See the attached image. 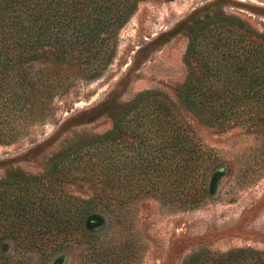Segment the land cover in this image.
<instances>
[{"label": "trees", "instance_id": "trees-1", "mask_svg": "<svg viewBox=\"0 0 264 264\" xmlns=\"http://www.w3.org/2000/svg\"><path fill=\"white\" fill-rule=\"evenodd\" d=\"M135 7L136 0H0V95L20 97L33 87L43 109L68 91L63 80L100 76ZM182 60L187 73L177 103L142 91L110 129L62 152L43 173L0 180V248L11 238L18 247L50 251L95 226L88 201L62 191L78 178L100 182L110 198L143 191L183 207L212 194L210 155L182 111L219 126L264 130V30L233 13L206 15L192 25ZM31 63L40 68L30 71Z\"/></svg>", "mask_w": 264, "mask_h": 264}, {"label": "rangeland", "instance_id": "rangeland-1", "mask_svg": "<svg viewBox=\"0 0 264 264\" xmlns=\"http://www.w3.org/2000/svg\"><path fill=\"white\" fill-rule=\"evenodd\" d=\"M217 11L264 30V0H136L100 76L63 80L68 91L43 109L33 87H26L33 93L22 87L20 97L0 95V180L43 173L62 152L110 129L142 91L166 93L177 103L188 33ZM182 118L210 155L212 194L195 207L143 191L116 199L100 182L78 178L62 191L88 201L99 222L50 251L5 239L0 264H264V130L219 126L190 110Z\"/></svg>", "mask_w": 264, "mask_h": 264}]
</instances>
